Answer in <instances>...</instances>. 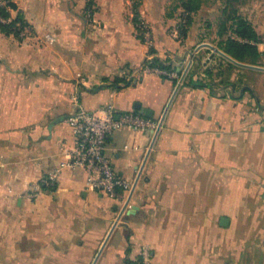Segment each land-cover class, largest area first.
I'll return each mask as SVG.
<instances>
[{
  "label": "crops",
  "instance_id": "0c3cea01",
  "mask_svg": "<svg viewBox=\"0 0 264 264\" xmlns=\"http://www.w3.org/2000/svg\"><path fill=\"white\" fill-rule=\"evenodd\" d=\"M12 2L32 34L0 29V264H142L145 247L151 264H264V63L227 55L195 16L176 37L177 18L147 0ZM150 50L179 78L143 72ZM75 95L163 118L157 135L108 138L118 174L136 182L125 202L88 189L82 168L28 196L76 146Z\"/></svg>",
  "mask_w": 264,
  "mask_h": 264
},
{
  "label": "built area",
  "instance_id": "2783aa9c",
  "mask_svg": "<svg viewBox=\"0 0 264 264\" xmlns=\"http://www.w3.org/2000/svg\"><path fill=\"white\" fill-rule=\"evenodd\" d=\"M9 2L12 0H1L0 5L6 6L10 11L12 8L8 6ZM88 15H92L90 10ZM13 21L14 19L10 17L0 16L2 23H12ZM12 28L22 38L32 34L31 27L19 20L13 24ZM136 28L144 42L151 46L152 29L150 24L144 18L138 17ZM176 33L178 34V31ZM154 57H156L155 54H149V60ZM142 71L145 73L156 72L170 79L179 78L178 72L158 67L144 66ZM73 106L74 111L68 119L77 138L76 146L65 153L66 159L61 161L53 172L42 177L34 185L28 196H37L43 187L52 186L61 170L82 168L86 172V187L88 189L106 194L118 202H125L127 194L133 191L136 182L127 180L118 174L107 154L108 138L122 128L140 132L150 131L153 135H157L162 127L161 119L155 120L136 111L118 113L113 104H107L96 110L87 109L82 105L77 95L73 97ZM140 256L142 264H151V253L147 247L142 249Z\"/></svg>",
  "mask_w": 264,
  "mask_h": 264
},
{
  "label": "trees",
  "instance_id": "16d2710c",
  "mask_svg": "<svg viewBox=\"0 0 264 264\" xmlns=\"http://www.w3.org/2000/svg\"><path fill=\"white\" fill-rule=\"evenodd\" d=\"M8 6L14 8V3L9 2ZM201 1L200 0H187L184 3V8L187 13V21L182 22L180 25V37L187 35V25L192 23L191 14L197 12L200 9ZM0 16L9 17V11L6 6L0 5ZM23 21L22 17H17L12 23H2L0 22V29L8 32H14L13 24L17 21ZM138 18H135V23ZM231 24H228V23ZM220 31L218 36L220 38L219 46L221 49L233 59L257 65L260 62V58L264 55L259 49V44L262 42L261 35L257 32L254 25L245 17L240 15L228 16V19L223 21L220 25ZM231 32L230 35H227ZM150 53H154V50H150ZM150 68H160L167 71H177V67L173 65L169 60H161L158 57H154L151 60H146L145 65ZM167 77V76H164ZM168 78V77H167ZM190 83L196 87H207L210 88L213 86L207 81L201 79H195L193 74L190 76Z\"/></svg>",
  "mask_w": 264,
  "mask_h": 264
},
{
  "label": "rangeland",
  "instance_id": "374dc122",
  "mask_svg": "<svg viewBox=\"0 0 264 264\" xmlns=\"http://www.w3.org/2000/svg\"><path fill=\"white\" fill-rule=\"evenodd\" d=\"M85 7H92L95 0H84ZM187 0H147L148 4L154 6L159 4L163 6L165 13H172L175 18V30L173 34L180 37V25L187 21V13L184 8V3ZM201 6L197 12L191 14L192 19L195 16L197 24H199L201 32L209 33V37L217 34L220 31V25L223 21L228 19V16L240 15L247 18L253 25H255L261 33L262 42L259 44L264 53V0H200ZM134 0L132 5H137ZM88 21L93 22V17L85 13ZM228 24H231L230 22ZM178 31V34L176 33ZM229 32L227 35H230ZM263 58H260L259 64H263ZM242 85L239 84V88Z\"/></svg>",
  "mask_w": 264,
  "mask_h": 264
},
{
  "label": "water",
  "instance_id": "95a60500",
  "mask_svg": "<svg viewBox=\"0 0 264 264\" xmlns=\"http://www.w3.org/2000/svg\"><path fill=\"white\" fill-rule=\"evenodd\" d=\"M215 51H217V50H215ZM137 108L139 109L140 106L137 105ZM145 116L152 118V117H153V112H152L151 110H146V112H145ZM161 121H162V123H163V118H162ZM226 222H227V219H226V218H223L222 221H221L222 224H225Z\"/></svg>",
  "mask_w": 264,
  "mask_h": 264
}]
</instances>
